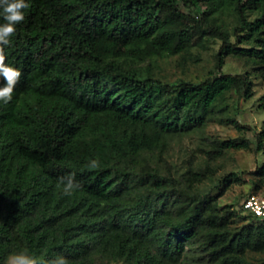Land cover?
Returning a JSON list of instances; mask_svg holds the SVG:
<instances>
[{"label": "trees", "instance_id": "obj_1", "mask_svg": "<svg viewBox=\"0 0 264 264\" xmlns=\"http://www.w3.org/2000/svg\"><path fill=\"white\" fill-rule=\"evenodd\" d=\"M26 2L25 20L4 49L5 63L22 75L12 100L0 103V264L24 249L69 264H247L246 251L263 252L264 218L250 213L257 223L232 231L235 212L191 192L189 174L198 181L199 172L189 170L182 187L143 166L174 136L203 129L226 92L250 95V82L219 73L167 83L138 63L216 37L217 69L236 55L264 73V0ZM229 12L234 42L222 18ZM245 41L254 46L240 47ZM225 121L249 129L234 117ZM255 140L264 154V121ZM211 145L213 158L250 149L243 136ZM91 159L99 169H88ZM69 174L82 185L71 197L58 184ZM254 174L257 190L264 161Z\"/></svg>", "mask_w": 264, "mask_h": 264}, {"label": "rangeland", "instance_id": "obj_2", "mask_svg": "<svg viewBox=\"0 0 264 264\" xmlns=\"http://www.w3.org/2000/svg\"><path fill=\"white\" fill-rule=\"evenodd\" d=\"M256 15V12L248 13L247 19L252 20ZM222 18L229 31L230 41L234 42L233 32L237 26L235 17L229 12ZM220 43L218 38L208 37L202 46L193 47L186 53L153 57L138 63L144 75L167 83H199L219 73L240 74L250 82V95L246 96L243 88L226 92L214 103L210 119L203 129L174 136L160 150L144 156L143 166L157 167L174 180H180L182 187L185 185L183 178L189 170L199 172L201 178L198 181L189 174L191 192L202 197H215L217 209L235 212L228 226L232 231H238L257 223L244 209V200L253 195H264V180L257 190L254 186V181H257L254 172L264 161V154L255 150V135L264 121V73L256 61L236 55L226 56L217 69L215 55ZM240 44V47L245 48L254 46L252 41ZM233 117L249 129L241 133L225 121ZM242 136L250 141V149H232L222 157H211L214 156L211 152L214 139ZM244 257L247 264H264V251H246Z\"/></svg>", "mask_w": 264, "mask_h": 264}, {"label": "clouds", "instance_id": "obj_3", "mask_svg": "<svg viewBox=\"0 0 264 264\" xmlns=\"http://www.w3.org/2000/svg\"><path fill=\"white\" fill-rule=\"evenodd\" d=\"M31 7L26 0H0V16L4 23L0 24V77L4 84L0 86V103L7 105L13 98L16 85L21 78V71L5 63V47L11 42V38L17 34V25L24 22L25 10ZM87 167L89 170H97L100 163L97 159H91ZM61 186V195L71 197L82 185L75 179V174H69L58 178ZM5 264H69L63 256H57L54 260L37 258L28 253L27 249L10 254Z\"/></svg>", "mask_w": 264, "mask_h": 264}, {"label": "built area", "instance_id": "obj_4", "mask_svg": "<svg viewBox=\"0 0 264 264\" xmlns=\"http://www.w3.org/2000/svg\"><path fill=\"white\" fill-rule=\"evenodd\" d=\"M243 207L252 215L264 218V195H253L243 202Z\"/></svg>", "mask_w": 264, "mask_h": 264}]
</instances>
